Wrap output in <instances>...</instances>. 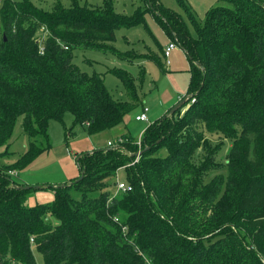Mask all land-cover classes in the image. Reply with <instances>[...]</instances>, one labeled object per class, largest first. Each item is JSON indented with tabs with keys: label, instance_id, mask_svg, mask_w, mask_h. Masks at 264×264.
<instances>
[{
	"label": "trees",
	"instance_id": "16d2710c",
	"mask_svg": "<svg viewBox=\"0 0 264 264\" xmlns=\"http://www.w3.org/2000/svg\"><path fill=\"white\" fill-rule=\"evenodd\" d=\"M175 1L186 20L158 0H147V10L189 60L185 112L150 124L140 147L123 136L122 145L76 156L82 180L48 187L54 201L30 207L37 189H17L24 184L11 172L50 149V120L70 113L72 129L92 136L120 125L138 101L126 70L109 71L126 92L118 102L99 74L72 63L73 50L160 58L108 45L116 29L143 20L139 11L119 15L112 0H70L50 12L30 0H0V158L18 117L28 141L11 165L0 162V264H36V253L42 264H264V1L215 0L223 5L202 19ZM39 29L47 33L43 54ZM206 134L221 140L213 146ZM224 140L230 146L222 165L216 155ZM119 171L131 191L110 194Z\"/></svg>",
	"mask_w": 264,
	"mask_h": 264
},
{
	"label": "rangeland",
	"instance_id": "374dc122",
	"mask_svg": "<svg viewBox=\"0 0 264 264\" xmlns=\"http://www.w3.org/2000/svg\"><path fill=\"white\" fill-rule=\"evenodd\" d=\"M185 1L197 17L201 19L211 7L223 5L215 0ZM30 2L38 9L46 12L52 11L56 4H60L64 8L70 6V0H30ZM78 2L82 5L100 6L102 0H78ZM112 2L115 11L119 15L130 18L139 11L143 12V20L131 27L116 29L114 39L108 45L122 53L131 52L142 56L156 54L160 61L156 62L143 57H135L127 61L116 58L109 50L75 49L72 52V63L80 71L89 75L93 73L99 74L112 98L118 102L127 101L126 92L120 80L109 71L115 68L124 69L131 75L136 85L138 101L124 116L123 122L114 129L117 130L121 127V130L125 131L135 141L142 136V132L150 124L167 115L181 100L191 96L189 91L190 63L184 51L177 46L170 53L169 65L166 66L164 64L162 52L169 45L171 39L154 19L152 13L147 10V0H112ZM158 3L165 8L176 11L186 20L184 12L179 8L175 0H158ZM186 25L190 33L193 34L191 25L188 22H186ZM46 35L47 33L43 29H39L35 38L43 45ZM187 105L180 107V114L185 112ZM143 107L148 109V123L135 120V116L141 112ZM21 126L22 117H18L12 136L8 141V154L0 158V162L4 165H11L27 149L28 141L23 134ZM72 126L73 116L70 113H65L60 120H50L48 126L50 149L40 154L26 168L11 172L17 182L29 181V183H34L30 184V186H35V183L42 186V189L34 190L31 193L26 201L27 206L32 207L36 204L53 202L54 194L48 187L65 185L70 180L78 177L79 171L75 162L76 156L81 153L92 152L91 150L94 151V149L103 146L108 138L115 139L113 138L114 134L110 132L107 134L108 136L104 134L99 139L89 136L83 127L72 129ZM70 130H72L71 137L66 135V132ZM116 135H119V133H116ZM124 137L129 138L127 135H124ZM206 137L210 139L213 146L221 140L209 134H206ZM223 142L217 149L216 155V161L222 165L225 164V157L230 146L227 141L224 140ZM4 150V147H0V152ZM158 155H165V151L160 150ZM10 168L15 169L14 167ZM217 173L218 171L211 173L205 181H209ZM220 173L225 178L226 170L223 169ZM117 179L124 182L123 171L117 172L114 180ZM108 192L116 194L114 184ZM109 193L108 197H110ZM35 260L36 264H42L41 257L37 253L35 254Z\"/></svg>",
	"mask_w": 264,
	"mask_h": 264
},
{
	"label": "built area",
	"instance_id": "2783aa9c",
	"mask_svg": "<svg viewBox=\"0 0 264 264\" xmlns=\"http://www.w3.org/2000/svg\"><path fill=\"white\" fill-rule=\"evenodd\" d=\"M36 41L40 45L39 53L43 54V48H42L43 45L40 42H38L37 39H36ZM176 47H177L176 42L175 41H171L169 43V45L164 49L163 57H164V64L166 66L169 65V56H170L171 51L173 49H175ZM193 101L194 100H191L190 102L192 103ZM147 112H148V109L146 107H143L141 112L135 117V120L139 121V122L148 123ZM86 125H88V123H86ZM124 142H125L124 139L119 138L115 142H111V141L107 142V146L108 147L119 146V145L124 144ZM135 143H136V145L138 147H140V138L137 139ZM13 174H15V173H13ZM129 191H131V187L128 184H126V183H124V182H122V181H120L118 179L116 180V184H115V192H116V194L117 193H127ZM110 200H111V197H110L109 201Z\"/></svg>",
	"mask_w": 264,
	"mask_h": 264
},
{
	"label": "water",
	"instance_id": "95a60500",
	"mask_svg": "<svg viewBox=\"0 0 264 264\" xmlns=\"http://www.w3.org/2000/svg\"><path fill=\"white\" fill-rule=\"evenodd\" d=\"M185 101H186V99L181 100V102L178 105H176L170 112H168L167 115H165V117L174 114L176 110H178L180 107L183 106V104L185 103ZM148 150H149V148H145L142 151H139L137 153H134L132 156L135 157V158L136 157H140L143 153H145ZM82 178H83V175H80L74 182L77 183V182L81 181ZM64 186L65 185H61V186H57V187L62 188ZM17 189H21V190L37 189L38 190V189H41V186L40 185H35V186L24 185V186L17 187Z\"/></svg>",
	"mask_w": 264,
	"mask_h": 264
},
{
	"label": "crops",
	"instance_id": "0c3cea01",
	"mask_svg": "<svg viewBox=\"0 0 264 264\" xmlns=\"http://www.w3.org/2000/svg\"><path fill=\"white\" fill-rule=\"evenodd\" d=\"M172 41V40H171ZM136 117V116H135ZM121 127H120V129L118 128L117 130H115V129H111V130H109V131H106V132H103V133H100V134H96V135H92L91 137H96V138H99V139H101V136L102 135H104V134H106V136H108L107 134L110 132V133H113L114 134V137L113 138H115V139H112V138H108V139H106V141H105V144L103 145V146H101V147H99V148H96V149H94V150H97V149H104V148H107L108 146H107V142H109V141H112V142H115L117 139H119V138H123V136L124 135H127L128 137H130L125 131H123V130H121ZM116 133L118 134L119 133V135H116ZM142 134H143V132H142ZM112 135V134H111ZM72 136V132H71V134L69 135V137H71ZM114 140V141H113ZM91 151H93V150H91ZM70 155H72L71 153H70ZM74 178V177H73ZM71 179V178H70ZM18 182H20L21 184H24V185H30V184H34V183H29V181L27 182V181H25V182H23V181H18ZM35 185H36V183H35Z\"/></svg>",
	"mask_w": 264,
	"mask_h": 264
}]
</instances>
